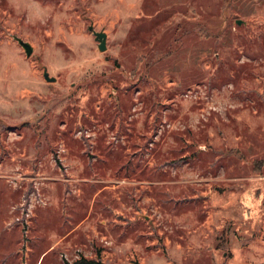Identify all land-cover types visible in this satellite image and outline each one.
Instances as JSON below:
<instances>
[{
	"label": "rangeland",
	"instance_id": "1",
	"mask_svg": "<svg viewBox=\"0 0 264 264\" xmlns=\"http://www.w3.org/2000/svg\"><path fill=\"white\" fill-rule=\"evenodd\" d=\"M242 188L264 0H0V264H264V201L209 250L182 222Z\"/></svg>",
	"mask_w": 264,
	"mask_h": 264
},
{
	"label": "crops",
	"instance_id": "2",
	"mask_svg": "<svg viewBox=\"0 0 264 264\" xmlns=\"http://www.w3.org/2000/svg\"><path fill=\"white\" fill-rule=\"evenodd\" d=\"M243 189L236 196L226 197L225 203H221L219 208L213 206L214 211L204 214L202 217L197 216L194 221L190 216L187 222L182 221L183 225L194 226V231H198L200 243L197 246L204 248L203 251L209 250L208 246L213 243L216 232L222 228L227 220H233L238 232H248L249 229L254 228L253 222L257 219L254 216V208L260 207L263 203L264 191L259 192L256 188L254 191L245 192ZM232 206L240 208L242 214L237 217L233 216ZM226 210L231 213L226 212Z\"/></svg>",
	"mask_w": 264,
	"mask_h": 264
},
{
	"label": "trees",
	"instance_id": "3",
	"mask_svg": "<svg viewBox=\"0 0 264 264\" xmlns=\"http://www.w3.org/2000/svg\"><path fill=\"white\" fill-rule=\"evenodd\" d=\"M67 264L69 263L67 262ZM71 264H102V262L96 259H91V258L88 259V258L82 257V258L75 260Z\"/></svg>",
	"mask_w": 264,
	"mask_h": 264
},
{
	"label": "water",
	"instance_id": "4",
	"mask_svg": "<svg viewBox=\"0 0 264 264\" xmlns=\"http://www.w3.org/2000/svg\"><path fill=\"white\" fill-rule=\"evenodd\" d=\"M98 35L101 37V42L99 44V47L104 48L106 34L104 32H99ZM44 74L46 77H48L47 72H45ZM48 78L53 79V77H48Z\"/></svg>",
	"mask_w": 264,
	"mask_h": 264
}]
</instances>
